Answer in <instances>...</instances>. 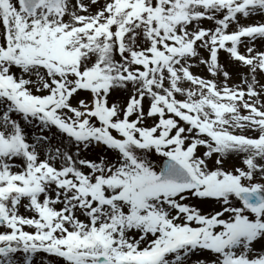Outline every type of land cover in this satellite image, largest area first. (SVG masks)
Listing matches in <instances>:
<instances>
[{"label": "snow or ice", "instance_id": "6c2138e0", "mask_svg": "<svg viewBox=\"0 0 264 264\" xmlns=\"http://www.w3.org/2000/svg\"><path fill=\"white\" fill-rule=\"evenodd\" d=\"M258 77L264 0H0V264H264Z\"/></svg>", "mask_w": 264, "mask_h": 264}, {"label": "rangeland", "instance_id": "374dc122", "mask_svg": "<svg viewBox=\"0 0 264 264\" xmlns=\"http://www.w3.org/2000/svg\"><path fill=\"white\" fill-rule=\"evenodd\" d=\"M241 50H243V49H241ZM226 60H227L226 56H222L221 57V63H225L226 69L232 73V79L229 81V83H232V84L239 83L240 82L239 73L243 72V71H246V69H242V68H240L237 65L227 64ZM192 71L194 73H199L201 75H206V70H205L203 65H201L199 67H196V66L193 67ZM258 79H260L261 83H264V77H258ZM253 134H255V133H253ZM158 162H159V160L154 161V163H158ZM235 162H236V160L235 161H230L229 160V161H227L225 167H231V165L233 163H235ZM200 206L202 208L208 210V211H211L215 207V204L214 203H212V204H201ZM44 255L45 254H43V253L37 254L36 259L33 261V264H43V261L41 260V257H43ZM197 258L198 257H196L195 259H197ZM48 260L52 261V264H57V262H56L54 257H48Z\"/></svg>", "mask_w": 264, "mask_h": 264}, {"label": "bare ground", "instance_id": "6f19581e", "mask_svg": "<svg viewBox=\"0 0 264 264\" xmlns=\"http://www.w3.org/2000/svg\"><path fill=\"white\" fill-rule=\"evenodd\" d=\"M258 47H259V45H258ZM199 66H201V65H199ZM199 66H196V67H199ZM235 161V157H230L229 159H228V161ZM196 258V256H193L192 257V259L194 260Z\"/></svg>", "mask_w": 264, "mask_h": 264}]
</instances>
